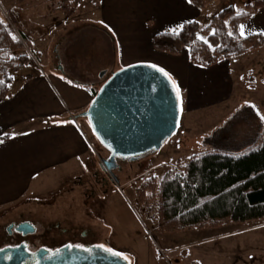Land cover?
<instances>
[{
  "label": "rangeland",
  "instance_id": "obj_1",
  "mask_svg": "<svg viewBox=\"0 0 264 264\" xmlns=\"http://www.w3.org/2000/svg\"><path fill=\"white\" fill-rule=\"evenodd\" d=\"M252 1L255 0H213L205 11H200L197 20L204 28L210 23L211 17L221 10L234 7L240 13ZM92 2L93 0H79L76 13L68 17L60 11L59 0H0V18L12 23L22 36H25L22 29L26 27L35 28L34 32L44 34L34 42L33 51L25 37V50L14 56L28 55L36 67L40 63L45 68L48 56L54 65L62 63L73 65L74 68L85 67L102 86L111 75L106 73L102 78L104 70L98 74L95 72L113 66L114 57L117 58V65L121 63V58L125 55L124 41L118 37L117 32L121 21L114 17L111 26L115 30L112 34L114 57L113 54L108 57L101 52L99 54L98 49L88 44H70L78 32L80 36L82 33L94 36L89 32L90 29H95L94 26L73 27L75 23L94 19L97 25H111L102 17L100 2ZM158 7L153 0H145L142 5L149 12H155ZM192 15L187 16L182 9V19ZM137 18V14L131 17L135 25L141 26ZM154 19L148 22L149 28H144L141 33L142 45L139 47L136 44L137 57L144 59L137 63L163 68L171 76V81L180 88L179 81L184 76L177 66L180 61H162L148 55L151 43L147 44V35L150 32L160 33L158 31L164 26L163 18L154 14ZM249 24L264 30V11L261 17L252 16ZM179 30L177 28L175 32ZM200 36L205 39L203 35ZM86 43L89 41L86 40ZM153 49L155 50L154 47ZM228 61L231 63L228 64ZM245 65H249L251 69L241 70V87L231 97H226L225 92L229 94L233 87L236 88L231 78L234 69ZM203 68L212 69L209 75L212 77L210 81L214 83L210 90L213 92L209 96L206 92L195 97L194 102L203 108L198 112L188 110L187 94L181 92L180 88L182 104L180 100L181 119L177 133L164 143L159 152L148 154L137 162L120 163L121 169L115 170L113 177L100 166L102 159L109 157V151L93 134L89 122L80 119L94 141V176L78 182L71 181L65 188L55 190L46 198L26 197L1 207L0 243L6 238L7 226L28 221L37 225V232L31 237L37 249L45 245H61L70 236H81L85 232L96 245L105 244L122 252L128 257L129 264H264V221L230 223L216 229L167 234L158 227L157 198L149 194L152 200L147 208L138 199V189L146 179H161L167 170L176 168L190 155L201 153L205 149H244L258 138L264 128V119L261 118L264 117V43L244 55ZM22 69L19 73L11 74L13 80L27 77L28 73L34 71L31 65H25ZM0 79L2 80L1 75Z\"/></svg>",
  "mask_w": 264,
  "mask_h": 264
},
{
  "label": "crops",
  "instance_id": "obj_2",
  "mask_svg": "<svg viewBox=\"0 0 264 264\" xmlns=\"http://www.w3.org/2000/svg\"><path fill=\"white\" fill-rule=\"evenodd\" d=\"M144 1L93 0V4L100 2L102 17L111 25L107 27L97 25L94 19L73 25V27L94 26L95 29L89 30L94 36L85 33L80 36L78 32L70 44H88L98 49L99 54L101 52L108 57L114 53L112 34L115 30L111 28L112 18L116 17L121 21L117 32L118 37L124 41L125 55L121 58V63L117 65V58L113 54L114 65L108 69L101 68L95 74L104 70L105 74L111 75L125 67L138 64L139 60H144L137 57L136 44H139V47L142 45L141 33L144 28H149V21L155 20L154 14L163 18L164 26L158 32H175L177 28L181 29L184 23L197 20L200 11L206 10H198L189 0H153L159 7L155 12H149L142 8ZM182 9L187 16L191 13L193 15L182 19ZM263 11L264 8L254 15L261 17ZM136 14L137 22L141 26L135 25L131 19ZM250 19L242 23L246 26V36L264 32L249 24ZM34 29L27 27L22 29L32 51L35 47L34 42L36 43L39 36L44 35L34 32ZM154 35L156 33L153 32L147 35V44L151 43L149 57H156L162 61L164 59L172 62L180 61L177 66L184 73L179 81L181 92L184 91L187 94V109L198 112L203 106L199 107L194 102L195 97L204 95L206 92L209 96L213 92L210 90L214 83L210 81L212 77L209 75L212 69L199 68L191 63L187 50L179 57L154 50L152 43ZM86 40L89 43H86ZM127 53H129L128 56H126ZM184 55L187 56L184 57ZM47 59L45 68L36 62L37 67L33 66L34 71L27 74L28 80H25V76L14 79L9 98L0 104V137L10 136L9 139L0 143V208L26 197L46 198L55 190L65 188L71 181L86 180V177L95 174L92 136L79 120L71 118L89 108L95 97L93 90L98 91L101 82L97 78L93 79V74L85 67L74 68L73 65L62 63L54 65L49 60V56ZM230 63L231 61H228V64ZM248 67L249 65H245V67L234 69L231 78L236 88L233 87L229 94L225 92L226 97H231L232 93L234 94L241 87V70L249 71L251 67Z\"/></svg>",
  "mask_w": 264,
  "mask_h": 264
},
{
  "label": "trees",
  "instance_id": "obj_3",
  "mask_svg": "<svg viewBox=\"0 0 264 264\" xmlns=\"http://www.w3.org/2000/svg\"><path fill=\"white\" fill-rule=\"evenodd\" d=\"M79 0H59L66 16L76 13ZM213 0H191L204 10ZM264 8V0L248 2L238 14L234 7L212 16L202 28L198 20L183 24L178 32L166 31L153 36L155 50L174 56L187 50L190 62L211 67L222 60L256 50L264 43V35L241 37L239 28ZM0 24V104L10 96L12 73L25 65L34 66L28 55L14 56L25 50L12 26ZM232 33V35H229ZM13 35L16 37L14 40ZM203 35L205 39H201ZM25 39V36H24ZM29 77H25L28 80ZM97 90H93L94 96ZM10 136L0 137L5 141ZM152 194L157 198L159 229L174 234L195 229H216L230 223L245 224L264 221V128L258 138L244 149L224 151L205 149L190 155L176 168H170L161 179H146L138 189L139 202L149 207Z\"/></svg>",
  "mask_w": 264,
  "mask_h": 264
},
{
  "label": "water",
  "instance_id": "obj_4",
  "mask_svg": "<svg viewBox=\"0 0 264 264\" xmlns=\"http://www.w3.org/2000/svg\"><path fill=\"white\" fill-rule=\"evenodd\" d=\"M71 119L89 122L93 134L109 151L101 167L112 172L118 167V160L140 161L148 154L159 152L177 133L181 119L180 99L168 76L149 64L138 63L112 73L89 108ZM36 229L27 222L17 230L31 234ZM93 249L92 253H87L79 249L68 251L64 247L51 259L46 249L34 255L27 253L24 247L4 249L0 251V264H25L27 261L30 264H129L123 258Z\"/></svg>",
  "mask_w": 264,
  "mask_h": 264
},
{
  "label": "flooded vegetation",
  "instance_id": "obj_5",
  "mask_svg": "<svg viewBox=\"0 0 264 264\" xmlns=\"http://www.w3.org/2000/svg\"><path fill=\"white\" fill-rule=\"evenodd\" d=\"M120 163H124V162L118 160V167L115 170L121 169ZM100 166H101V164H100ZM115 170H113L112 172H109L106 169H104V171L110 177L114 176ZM27 222L28 221L20 222V223H12L9 226H7L6 231H5L6 238H4L5 240L3 239L4 241L0 243V248L18 249L20 247H24L27 253L34 255L40 249H46V250H48V249H52V250L61 249V248H64L65 245H67L69 243H73V244L82 243L85 246L92 247V248L95 247V245H96L94 242H92L89 239L87 233L84 232L81 236H78L76 234L70 236V239H68L66 242H64L61 245H58L55 247H52V246L48 247L45 245V247L37 249L35 241L31 238L37 232V229H36V231H34L31 234H22L17 230L21 224H24ZM28 223H31L32 225L37 227V225L35 223H32V222H28ZM29 262L30 261H27L25 264H30Z\"/></svg>",
  "mask_w": 264,
  "mask_h": 264
},
{
  "label": "snow or ice",
  "instance_id": "obj_6",
  "mask_svg": "<svg viewBox=\"0 0 264 264\" xmlns=\"http://www.w3.org/2000/svg\"><path fill=\"white\" fill-rule=\"evenodd\" d=\"M189 2H191V0H189ZM237 11H238V14L247 15V13H239V10H237ZM0 24H3V21H0ZM245 27H246L245 25L241 24L240 25V28H239L240 36L241 37H244V38H246ZM259 34L260 35H264V32H261ZM229 35H232V33H229ZM12 38L14 40L16 39V37L14 35H13ZM201 39H203V37H201ZM149 67H152V68L156 69L157 71L163 73L165 76H168V78L170 80L172 79L171 76H169V74L163 68H157L156 65H149ZM0 83H2V82H0ZM69 83H71V81H69ZM173 86H174V88L176 90L177 99H180L181 100V104H182V99L180 97V88H179L178 85L175 84V82H173ZM261 118L264 119V117H261ZM0 143H3V141L0 140ZM65 247L67 248L68 251H72L73 249H79V250H81L83 252H87V253H92L93 250H94L92 247L85 246L82 243H75V244L69 243V244L65 245ZM95 248L100 249L101 251H103L105 253H109L113 257L123 258L125 260L128 259V257L124 256V254L122 252L115 251L113 248L108 247L105 244H97V245H95ZM0 251H4V249L3 248H0ZM47 251L49 253H51V255L48 257L49 259H51L52 256L58 254L61 250L60 249H56V250L48 249ZM8 258L11 259V257H8Z\"/></svg>",
  "mask_w": 264,
  "mask_h": 264
},
{
  "label": "built area",
  "instance_id": "obj_7",
  "mask_svg": "<svg viewBox=\"0 0 264 264\" xmlns=\"http://www.w3.org/2000/svg\"><path fill=\"white\" fill-rule=\"evenodd\" d=\"M8 23L12 26V28H13L15 34L18 36V38L25 44L24 36H22L21 32H19L18 30H15V27L12 23H10V22H8Z\"/></svg>",
  "mask_w": 264,
  "mask_h": 264
}]
</instances>
